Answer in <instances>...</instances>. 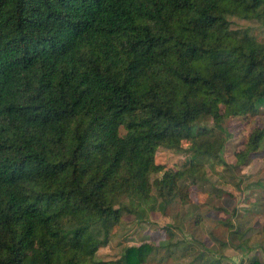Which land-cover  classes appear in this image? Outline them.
Masks as SVG:
<instances>
[{
  "label": "trees",
  "instance_id": "trees-1",
  "mask_svg": "<svg viewBox=\"0 0 264 264\" xmlns=\"http://www.w3.org/2000/svg\"><path fill=\"white\" fill-rule=\"evenodd\" d=\"M233 17L264 24V0H0V264L147 262L148 243L96 254L125 214L191 202L216 129L264 107V43ZM259 151L264 126L238 157Z\"/></svg>",
  "mask_w": 264,
  "mask_h": 264
},
{
  "label": "rangeland",
  "instance_id": "rangeland-1",
  "mask_svg": "<svg viewBox=\"0 0 264 264\" xmlns=\"http://www.w3.org/2000/svg\"><path fill=\"white\" fill-rule=\"evenodd\" d=\"M230 21L232 29H250L252 38L264 43V24L256 20L235 17ZM259 113L252 122L235 118L226 121L221 130L216 129L215 132L227 136V142L219 158L197 159L202 164L201 177L197 179L196 184H192L189 179L186 182L190 189L191 202L183 205L177 200L165 211L157 207L149 212L145 219L125 214L120 224L110 226L111 241L98 250L96 257L101 261L117 260L123 255L127 246L148 243L154 246V251L145 264H202L204 262L214 264V259L216 260L220 255L224 258L222 264H232V257H239L242 260L244 252L249 247L245 246L241 235L248 233L246 231L248 227L239 221L241 225L239 235H231L230 230L235 226L230 219L231 211H264V151L252 153L248 157L247 155L243 158L242 155L238 157V154L241 152L243 154L245 151L246 143L254 129L264 126V107ZM212 121L203 118L200 124L212 127ZM197 137L195 132L193 137L184 141V147L192 146L197 141ZM192 157L191 153L160 147L156 153V163L167 169H179L188 166ZM238 163L242 165L238 166ZM158 176L159 174L153 175L152 181ZM156 194L157 189L154 188L153 197ZM124 200L128 201L127 198ZM135 200L143 203L145 207L149 204L145 200L142 201L138 195L135 196ZM205 211H211L213 214L211 217L214 218L212 219L223 222L226 226L211 223L214 229L209 234L196 230L195 221L203 217H198L197 213L204 214ZM252 233L248 245L263 244L264 222L256 224ZM227 237L230 239L229 244L226 242ZM232 245L236 249L229 247ZM190 249L196 252L190 255L188 254ZM258 249L254 248L253 251L264 259V248L262 251ZM258 255L253 256L252 260L258 259ZM229 259L231 261H228ZM244 261L241 264H244Z\"/></svg>",
  "mask_w": 264,
  "mask_h": 264
},
{
  "label": "crops",
  "instance_id": "crops-1",
  "mask_svg": "<svg viewBox=\"0 0 264 264\" xmlns=\"http://www.w3.org/2000/svg\"><path fill=\"white\" fill-rule=\"evenodd\" d=\"M197 216L198 217L203 216V217H201L200 219L195 221L196 230H200V231L205 232L207 234L211 233L212 229H214L213 228L214 226H212L211 223H213L214 225H215V223H217L219 225L226 226L225 223H223V222H220V221L218 222V220L217 221L213 220L214 218L211 217V216H213L211 211H205L204 214H202V213L198 214L197 213ZM231 216H232V218L230 220H233V224L235 227L230 230V232H231L230 234L231 235H236V234L239 235L238 233H239V230L241 229V225L239 223V221H240L244 226L248 227V229L246 230L248 233H244L241 236L243 237L242 240H244L243 242H244L245 246L247 245L249 247L244 252V254L242 256V260L239 259V257H232V260H233L232 264H241V262L243 260H245L244 264H250L253 261L252 260L253 256L258 255L256 253V251L255 252L253 251V249L259 248L258 250L262 251V249L264 248V239H262L263 244L261 243L260 245L258 244V245H252V246L248 245L249 240L252 238L251 237L253 235L252 232H253L256 224H258L259 222H262V223L264 222V211H231ZM228 227L230 228L229 224H228ZM246 231H244V232H246ZM244 235H247V236L244 237ZM226 242L228 244L230 243L229 237L226 238ZM229 247H233L234 249H236V247L234 245L229 246ZM189 252L190 253H188V254L192 255L196 252V250L194 251V249H190ZM226 255L229 256L228 254H226ZM223 259L224 258H222V256L220 255L219 258H217L216 260L214 259V262L215 263H218V262L221 263L223 261ZM258 260L264 264V259L262 256H259ZM228 261H231V259H229ZM202 264H207V263L204 262Z\"/></svg>",
  "mask_w": 264,
  "mask_h": 264
}]
</instances>
